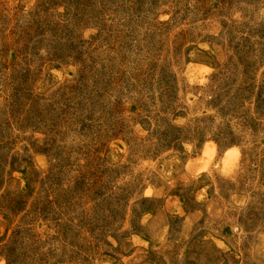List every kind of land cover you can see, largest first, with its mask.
I'll return each instance as SVG.
<instances>
[{"label":"rangeland","instance_id":"374dc122","mask_svg":"<svg viewBox=\"0 0 264 264\" xmlns=\"http://www.w3.org/2000/svg\"><path fill=\"white\" fill-rule=\"evenodd\" d=\"M0 264H264V0H0Z\"/></svg>","mask_w":264,"mask_h":264}]
</instances>
